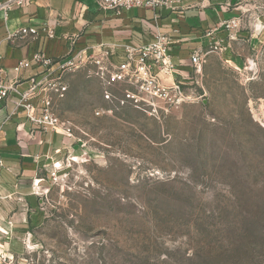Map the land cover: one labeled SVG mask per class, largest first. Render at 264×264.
Instances as JSON below:
<instances>
[{
	"label": "rangeland",
	"instance_id": "1",
	"mask_svg": "<svg viewBox=\"0 0 264 264\" xmlns=\"http://www.w3.org/2000/svg\"><path fill=\"white\" fill-rule=\"evenodd\" d=\"M249 13L257 22L264 1ZM234 50L244 62L210 52L184 85L193 98L168 111L122 104L129 86L88 67L62 69L53 112L71 146L45 176L20 255L0 264H264V41Z\"/></svg>",
	"mask_w": 264,
	"mask_h": 264
},
{
	"label": "crops",
	"instance_id": "2",
	"mask_svg": "<svg viewBox=\"0 0 264 264\" xmlns=\"http://www.w3.org/2000/svg\"><path fill=\"white\" fill-rule=\"evenodd\" d=\"M257 1L261 0H206L199 6L192 0H183L179 11L164 9L157 17L147 8L121 13L100 11L95 0H33L25 8L11 9L7 15L0 13V63L6 80L14 86L10 97L0 101V152L4 161L0 192L9 195L0 206V245L9 256L20 255L22 237L31 228V212L38 203L45 176L50 175L60 153L72 142V137L62 132L34 127L17 109L20 92L39 83L49 70V78H55L60 73L58 63L70 59L75 45L80 48L105 43L113 47V59L122 62L126 44L139 46L152 41L159 30L171 37L174 79L184 84L192 79V54L210 50L215 41L226 50L227 59L239 66L244 61L234 55V46L257 49L264 41V14L253 22L254 15L249 13ZM234 17L242 19L240 26L234 30L223 26L224 21ZM251 24L256 31L248 29ZM22 27H35L39 33L35 38L11 37ZM49 28L55 29V38L48 37ZM37 55L50 58L52 63L36 60ZM22 60L26 66L16 71Z\"/></svg>",
	"mask_w": 264,
	"mask_h": 264
},
{
	"label": "built area",
	"instance_id": "3",
	"mask_svg": "<svg viewBox=\"0 0 264 264\" xmlns=\"http://www.w3.org/2000/svg\"><path fill=\"white\" fill-rule=\"evenodd\" d=\"M33 0H3L0 1V13L6 15L8 11L14 8H25ZM196 5L203 6L206 0H192ZM100 11H114L121 13L123 10L134 8H147L154 11L155 15L162 10L177 12L183 8V0H95ZM242 24L239 17L224 21L223 26L229 30H234ZM38 29L35 27H22L13 36L31 35L35 38L38 35ZM211 35V34H210ZM55 29L49 28L48 37L55 38ZM233 37V36H231ZM76 44V43H75ZM171 37L169 34L158 31L155 39L147 41L139 46L126 44L124 46V60L116 62L113 59L115 52L113 47L105 43H99L92 46L78 47L75 45L70 59L58 63L57 70L75 71L81 67H88L90 75H94L106 86L118 84H127L129 87L124 90L122 104L127 101L143 102L151 106L155 111L162 108L165 111L177 107L190 101L193 96L189 94L184 83L174 79L175 63L172 60ZM77 47V48H76ZM222 46L215 41L208 51H195L191 56L193 66L199 71L205 62V57L212 51H222ZM36 60L45 64H51L50 58L37 55ZM27 62L22 60L15 67L20 71L26 66ZM62 70V71H64ZM245 70L254 74L258 72L259 67L255 59H250ZM44 77L39 83H34L28 89L21 91L18 96L17 109L25 113L34 127L49 128L56 132H62L73 137L72 128L53 112L54 95L62 94L68 89V85L62 81V72L55 78ZM39 86V89H38ZM14 91L12 83L5 78V68L0 63V101L8 99ZM159 102V103H157ZM100 113V112H98ZM1 130V128H0ZM4 166V161L0 152V170ZM9 195H3L0 192V206ZM7 234V238H10ZM29 242V241H28ZM0 258L7 260L8 253L5 249H0Z\"/></svg>",
	"mask_w": 264,
	"mask_h": 264
}]
</instances>
